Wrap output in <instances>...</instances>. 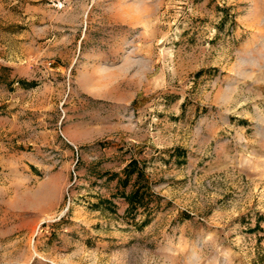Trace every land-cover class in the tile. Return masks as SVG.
I'll return each mask as SVG.
<instances>
[{
	"label": "rangeland",
	"instance_id": "rangeland-1",
	"mask_svg": "<svg viewBox=\"0 0 264 264\" xmlns=\"http://www.w3.org/2000/svg\"><path fill=\"white\" fill-rule=\"evenodd\" d=\"M0 264H264V0H0Z\"/></svg>",
	"mask_w": 264,
	"mask_h": 264
},
{
	"label": "trees",
	"instance_id": "trees-1",
	"mask_svg": "<svg viewBox=\"0 0 264 264\" xmlns=\"http://www.w3.org/2000/svg\"><path fill=\"white\" fill-rule=\"evenodd\" d=\"M123 174V177L120 179L122 189L117 188L116 193L126 201L128 205L126 213L133 215L140 207L149 212L150 203L157 195L152 191L140 162L136 159H130L123 168ZM131 179V188L125 191L124 188L129 184Z\"/></svg>",
	"mask_w": 264,
	"mask_h": 264
}]
</instances>
